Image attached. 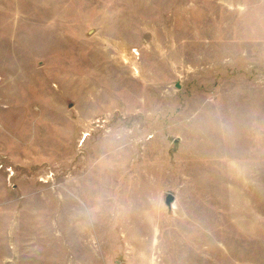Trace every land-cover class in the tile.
Listing matches in <instances>:
<instances>
[{"label": "rangeland", "instance_id": "rangeland-1", "mask_svg": "<svg viewBox=\"0 0 264 264\" xmlns=\"http://www.w3.org/2000/svg\"><path fill=\"white\" fill-rule=\"evenodd\" d=\"M0 264H264V0H0Z\"/></svg>", "mask_w": 264, "mask_h": 264}, {"label": "water", "instance_id": "water-1", "mask_svg": "<svg viewBox=\"0 0 264 264\" xmlns=\"http://www.w3.org/2000/svg\"><path fill=\"white\" fill-rule=\"evenodd\" d=\"M172 201H173V197L168 195L166 200H165V203H166L167 206H170Z\"/></svg>", "mask_w": 264, "mask_h": 264}]
</instances>
